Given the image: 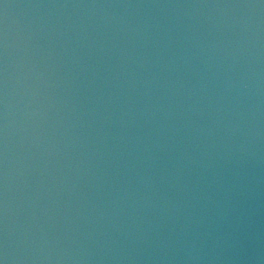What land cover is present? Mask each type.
Here are the masks:
<instances>
[{"label":"water","instance_id":"95a60500","mask_svg":"<svg viewBox=\"0 0 264 264\" xmlns=\"http://www.w3.org/2000/svg\"><path fill=\"white\" fill-rule=\"evenodd\" d=\"M264 264L262 0H0V260Z\"/></svg>","mask_w":264,"mask_h":264},{"label":"snow or ice","instance_id":"6c2138e0","mask_svg":"<svg viewBox=\"0 0 264 264\" xmlns=\"http://www.w3.org/2000/svg\"><path fill=\"white\" fill-rule=\"evenodd\" d=\"M262 2H264V0H262ZM0 264H3V261L2 260H0Z\"/></svg>","mask_w":264,"mask_h":264},{"label":"clouds","instance_id":"9594fccd","mask_svg":"<svg viewBox=\"0 0 264 264\" xmlns=\"http://www.w3.org/2000/svg\"><path fill=\"white\" fill-rule=\"evenodd\" d=\"M3 261V264H6V259L5 260H2Z\"/></svg>","mask_w":264,"mask_h":264}]
</instances>
